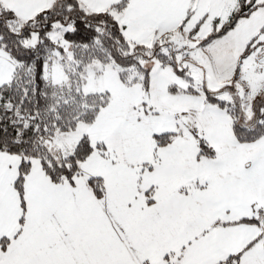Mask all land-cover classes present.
Wrapping results in <instances>:
<instances>
[{
    "label": "snow or ice",
    "instance_id": "1",
    "mask_svg": "<svg viewBox=\"0 0 264 264\" xmlns=\"http://www.w3.org/2000/svg\"><path fill=\"white\" fill-rule=\"evenodd\" d=\"M0 264H264V0H0Z\"/></svg>",
    "mask_w": 264,
    "mask_h": 264
}]
</instances>
